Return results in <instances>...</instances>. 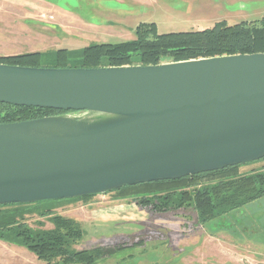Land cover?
<instances>
[{
  "label": "water",
  "instance_id": "1",
  "mask_svg": "<svg viewBox=\"0 0 264 264\" xmlns=\"http://www.w3.org/2000/svg\"><path fill=\"white\" fill-rule=\"evenodd\" d=\"M0 102L69 112L0 124V205L105 194L264 158V53L148 66L0 64Z\"/></svg>",
  "mask_w": 264,
  "mask_h": 264
},
{
  "label": "rangeland",
  "instance_id": "2",
  "mask_svg": "<svg viewBox=\"0 0 264 264\" xmlns=\"http://www.w3.org/2000/svg\"><path fill=\"white\" fill-rule=\"evenodd\" d=\"M263 16L264 0H0V57L127 42L144 23L169 34L203 31L220 22L234 26ZM66 201L50 202L55 213L82 224L85 237L76 250H103L96 264H189L188 256L183 261L180 256L195 246L187 247L184 239L195 236L202 224L193 208L164 214L143 209V229L124 230L109 224L120 206L133 203L114 200L111 192L89 202ZM26 222L33 229L54 228L50 217L38 214L27 216ZM0 264L46 263L23 247L0 241Z\"/></svg>",
  "mask_w": 264,
  "mask_h": 264
},
{
  "label": "trees",
  "instance_id": "3",
  "mask_svg": "<svg viewBox=\"0 0 264 264\" xmlns=\"http://www.w3.org/2000/svg\"><path fill=\"white\" fill-rule=\"evenodd\" d=\"M255 53H264V16L234 26L220 22L203 31L169 34H160L154 23H144L136 28L131 41L93 44L80 51L58 49L1 56L0 64L37 68L148 66ZM67 113L0 102V124ZM252 164L250 169L248 164L231 166L175 180L123 187L111 193L114 200L135 203L154 214L193 208L203 224L264 197V158ZM95 196L66 202H89ZM54 205L50 201L0 205V241L23 247L46 264H96L103 250H76L85 230L79 221L55 213ZM33 214L50 217L54 228L33 229L26 222V217Z\"/></svg>",
  "mask_w": 264,
  "mask_h": 264
},
{
  "label": "crops",
  "instance_id": "4",
  "mask_svg": "<svg viewBox=\"0 0 264 264\" xmlns=\"http://www.w3.org/2000/svg\"><path fill=\"white\" fill-rule=\"evenodd\" d=\"M142 212L135 203L122 205L109 225L142 230ZM184 240L187 247L195 246L187 255L180 256L181 261L188 256L189 264H264V197L201 224L195 236Z\"/></svg>",
  "mask_w": 264,
  "mask_h": 264
}]
</instances>
